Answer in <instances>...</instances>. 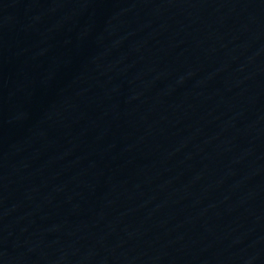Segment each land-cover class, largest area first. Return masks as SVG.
<instances>
[{"label":"water","instance_id":"95a60500","mask_svg":"<svg viewBox=\"0 0 264 264\" xmlns=\"http://www.w3.org/2000/svg\"><path fill=\"white\" fill-rule=\"evenodd\" d=\"M0 264H264V0H0Z\"/></svg>","mask_w":264,"mask_h":264}]
</instances>
